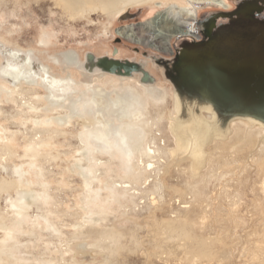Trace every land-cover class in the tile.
I'll list each match as a JSON object with an SVG mask.
<instances>
[{"label": "bare ground", "instance_id": "bare-ground-1", "mask_svg": "<svg viewBox=\"0 0 264 264\" xmlns=\"http://www.w3.org/2000/svg\"><path fill=\"white\" fill-rule=\"evenodd\" d=\"M50 1L62 16L70 20L86 18L95 12L109 17L120 16L130 4L151 3L155 8H161L154 19L137 26L120 28L116 30V35L132 44L148 47L162 54L172 53L171 40L176 37L174 46L181 64L192 72H203L205 66L212 68L213 72L203 83L196 84L191 89L186 88L188 84L177 86L171 94L167 87L160 89L158 84L147 86L136 78L123 77L120 84L111 75L119 66L114 58L104 57L94 64H87L76 52H63L53 58V61L58 66L62 63L65 74L56 76L52 74V67L41 64L36 59L34 61L25 51L8 48L0 41V59H3L2 64L0 63V87L7 94L5 99L4 95L0 96V115L8 114L3 111V105L7 101L11 102L13 108L11 107L12 111L7 119L13 120L17 127L15 133L29 139L20 154L13 150L14 147H10V137L14 134L6 126H0V173L7 175L0 179V199L6 195L8 203L7 209L0 214V231L3 233L0 241V264H10L4 261V257L7 261H13V264L24 263V252L21 254L19 251L21 256L16 255L12 246L17 244L14 249L22 248L24 251L28 245L18 243L16 234L20 231L21 235L26 234L35 239L38 229L54 234L60 245L59 257L42 254L39 260L43 264H74L66 263L63 258L70 247L65 243L62 245V230L58 223L51 221L55 198H52L50 185L44 178L45 166L36 164L42 153L45 137L51 141L58 139L71 133L67 132V128L80 126V132L75 135L78 145L74 166L82 179V209L87 212L83 223L76 225L79 230L74 233L73 238L84 241L86 236L91 237L93 233L97 239L95 247L98 252L104 254L107 251L110 258L121 249L117 245L118 235L114 233V228L104 225L101 230H96L90 226L110 222L116 213L135 214L139 204H144L145 199L155 200V195L161 201L164 187L159 172L161 163H168L167 158H172L181 151L191 150L192 157L184 160L187 163L184 170L189 171L186 188L196 200H203L201 196L204 194L200 187L207 178L218 176V169L215 170L212 165L216 161L212 156L213 152L228 157L223 160L227 172L236 161L241 160H249L259 172L263 171L264 107L258 102L256 90L264 81V4L257 2L259 6L250 5L251 9L217 13L201 25L198 18L200 10L210 7L228 10L230 5L227 1ZM198 29L204 30L205 38L194 41L198 37ZM44 43L45 40L42 39L41 44ZM73 72L81 75L83 80L79 82L74 79ZM105 75L112 77L101 81L100 78ZM219 86H227L229 92L222 94ZM41 88L45 91L43 96L40 95ZM169 96L173 104L168 111L166 97ZM42 107L45 110L54 109V112L45 114ZM16 119H20V123ZM163 120L167 121L165 133L161 129ZM166 133L170 135L174 145L170 150L165 149ZM56 158V155L48 151L43 156V161L50 163ZM16 159L21 161L18 167L14 163ZM115 159L119 162L118 168L123 169V174L116 173L111 168ZM170 160L174 162V159ZM25 162L29 167L37 168L36 182L25 178L28 173L22 165ZM206 166L207 171L202 174L200 171ZM106 169L111 172L112 177L103 184ZM43 204L51 207L44 208ZM33 209L36 211L30 215ZM40 220L43 221V226H40ZM183 221L184 219H177L175 223L168 224L167 239L179 238L186 243L187 260L207 255L210 250L207 240L205 242V239L196 236ZM47 237L50 238L49 235ZM102 239L109 240L114 247L103 248L100 245ZM48 240L50 243L51 240ZM39 252L42 251L38 250L37 253Z\"/></svg>", "mask_w": 264, "mask_h": 264}, {"label": "rangeland", "instance_id": "rangeland-1", "mask_svg": "<svg viewBox=\"0 0 264 264\" xmlns=\"http://www.w3.org/2000/svg\"><path fill=\"white\" fill-rule=\"evenodd\" d=\"M226 1L230 4L228 10L213 7L200 10L198 13L200 24L206 23L208 19L217 13H234L244 10L243 8L251 9L250 3L262 2V0ZM160 9L155 8L151 3L130 4L120 16L109 17L101 12H95L86 18L70 20L68 17L62 16L60 10L50 0H4L0 2V41L4 42L8 48L25 51L24 53L31 55L34 61L36 59L41 64L52 67L53 72H51L56 76L65 74V67L62 63L59 66L56 65L53 58L58 57L63 52L72 50L78 56L80 55L81 60L87 64H94L98 59L104 57L117 59L119 66L111 75L113 78L115 77V80H119L117 81L119 83L120 80H123L121 78L126 77L128 79L136 78L140 83L147 86L158 84L160 89L167 87L168 93L175 91L177 86L183 84H188L186 88L191 89L193 86H197L196 84L203 83V80L209 78V74L213 71L212 68L205 66L203 72H192L188 70L187 66L181 64L174 46L177 40L176 37L171 40L172 53L163 55L148 47L132 44L121 39L115 33L116 30L125 26H137L154 19L157 13L161 12ZM204 38V30L198 29V37L193 40L201 41ZM42 39L45 40L44 44H41ZM1 62H3V59H0ZM73 75L77 81L81 82L83 80L81 75L78 76L75 72H73ZM105 76L100 80L106 81L109 77H112ZM122 85H125V83L122 82ZM215 87L218 88V85H215ZM227 89H229L227 86H219L222 94L228 93ZM0 90V96L4 95L5 99L7 94L2 92L1 87ZM40 92L42 96L45 93L42 88ZM256 92L259 104L264 107V81ZM167 97L169 111L172 109L173 103L170 96ZM3 107V111L9 114L12 111L13 104L7 101ZM42 112L49 115L54 112V109L45 110V107H42ZM8 114L0 115V126H6L5 128H8L14 134L10 137V147H14L13 150L22 154L24 147L29 143V139L15 133L17 127H15L12 119H7ZM15 121L20 123V119ZM166 124L167 121L163 120L161 129L164 133L167 128ZM66 130L71 133L60 136L58 139L55 138L51 141L45 137V142L41 147L42 156L38 157L36 163L37 166L40 163L42 164L41 167L45 166L44 178L47 179L46 181L50 185L52 198H55V204L52 206L54 214L51 216V221L55 224L58 223V227L62 230L61 234H64L63 237L60 236L62 245L65 243L70 247L67 246L69 252L64 254L63 257L66 263L264 264V255L262 256L264 252V167L263 171L259 172L257 167H254V164L249 160H243V162L241 160L236 161V164L232 165L233 168L227 172L223 160L228 157L216 152L212 154V156L214 155L213 158L216 159L212 165L215 170L218 169V176H209L200 187L202 194H204L201 196L203 200L200 198L196 200L186 188V184L189 183L187 175L189 171L184 170L187 166L184 160L192 157L191 150L188 149V151L184 150L175 154L172 158H167L166 162L168 163H164V165L161 163L163 167H160L159 175L165 193H163L161 201L155 195V200L145 199L144 204H139L140 207L136 209L135 214L123 215L116 213L115 218L110 222H104V224L96 226L89 225L90 228L96 230H101L104 225L108 228H114V233L116 236L118 235V244H116L121 247L120 251H122H119V254L116 253L119 255L118 257L115 253H113L115 256L111 255L112 258H110L107 251L103 252L105 255L98 252L95 247L97 239L93 233L91 237L86 236L84 241L74 239V233L79 230L77 226L83 223L87 212L82 209L84 204L82 179L79 170L74 166L76 146L78 145L75 135L80 132V126H73ZM166 135L167 137H164L167 140L165 141V149L170 150L174 145L170 135L167 133ZM67 141L69 142L67 143ZM48 151L57 156L54 162L46 163L43 161V156ZM170 159H174V162ZM14 163L17 167L21 165L19 159H16ZM22 165L24 171L28 172L25 178L28 181L31 180L30 182H36L38 180L37 168L29 167L26 162ZM118 167H120L119 162L116 160L111 168L116 173L123 174V169ZM204 169L200 171L202 174L206 173L207 166ZM0 176V179L7 177L4 173H0ZM103 176V184H105L112 177V174L106 169ZM0 201L1 214L8 207L6 195H3ZM42 207L48 208L51 206L43 204ZM90 207L93 209L92 204ZM35 211V209L30 211V215L34 214ZM3 217H5V214ZM177 219H184L183 222L186 227H189L196 236L205 239V242L207 240L210 246L207 255L187 260L184 246L186 243L179 238H175V240L167 239L169 233V231L166 232L167 226L173 224ZM43 224V221L40 220V226H43ZM47 231L38 229L35 239L27 237L26 234L21 235L20 231L16 234L18 243L28 245L24 251L22 248L21 250H15L14 246L17 244L12 246L13 253L16 255H20L19 251L21 254L24 252L22 254L24 263L19 264H43L39 259L42 258L44 253L59 257L58 249L60 245L58 239L54 234L52 236ZM48 235L50 238L47 237ZM2 238L3 233L0 231V241ZM48 239L51 240L50 243ZM100 245L103 248L106 247L105 249L114 247L107 239L100 240ZM38 250L42 251L39 252L41 255L37 253ZM26 251L30 253H26ZM25 253L27 257H25ZM45 254L43 256H46ZM7 260L4 257V261L13 264V261ZM61 264L63 263L61 262Z\"/></svg>", "mask_w": 264, "mask_h": 264}, {"label": "water", "instance_id": "water-1", "mask_svg": "<svg viewBox=\"0 0 264 264\" xmlns=\"http://www.w3.org/2000/svg\"><path fill=\"white\" fill-rule=\"evenodd\" d=\"M260 3L264 4V0H262V2H260ZM254 4L259 6V3H257V2L250 3L251 6L254 5Z\"/></svg>", "mask_w": 264, "mask_h": 264}, {"label": "flooded vegetation", "instance_id": "flooded-vegetation-1", "mask_svg": "<svg viewBox=\"0 0 264 264\" xmlns=\"http://www.w3.org/2000/svg\"><path fill=\"white\" fill-rule=\"evenodd\" d=\"M230 5V4H229ZM199 18V17H198ZM198 20V19H197ZM162 55V54H161ZM164 55V54H163Z\"/></svg>", "mask_w": 264, "mask_h": 264}]
</instances>
